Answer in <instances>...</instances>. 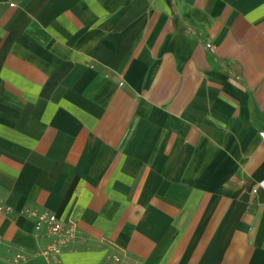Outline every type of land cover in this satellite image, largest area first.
<instances>
[{
    "label": "crops",
    "instance_id": "obj_1",
    "mask_svg": "<svg viewBox=\"0 0 264 264\" xmlns=\"http://www.w3.org/2000/svg\"><path fill=\"white\" fill-rule=\"evenodd\" d=\"M261 129L264 0H0V264H264Z\"/></svg>",
    "mask_w": 264,
    "mask_h": 264
},
{
    "label": "built area",
    "instance_id": "obj_2",
    "mask_svg": "<svg viewBox=\"0 0 264 264\" xmlns=\"http://www.w3.org/2000/svg\"><path fill=\"white\" fill-rule=\"evenodd\" d=\"M207 46L211 45L207 43ZM258 133L261 141L264 142V129ZM9 212L10 207L0 200V213L7 215ZM23 214L32 219L34 236L41 244L34 255H41L46 264H62L61 254L73 249L72 246L77 239L76 223L73 220L62 221L46 209H33L24 211ZM31 256L33 255L27 257L17 252L10 258L9 264H19ZM121 256L120 253L111 254L104 264H119Z\"/></svg>",
    "mask_w": 264,
    "mask_h": 264
}]
</instances>
